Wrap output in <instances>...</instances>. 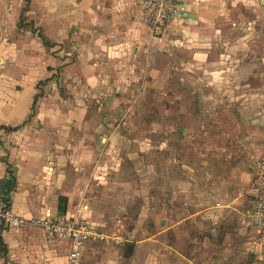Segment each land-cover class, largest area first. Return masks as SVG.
Returning a JSON list of instances; mask_svg holds the SVG:
<instances>
[{
    "label": "rangeland",
    "instance_id": "rangeland-1",
    "mask_svg": "<svg viewBox=\"0 0 264 264\" xmlns=\"http://www.w3.org/2000/svg\"><path fill=\"white\" fill-rule=\"evenodd\" d=\"M10 1L0 0V64L22 53L21 63L34 65L39 79L50 72L56 100L95 125L92 137L89 130L82 137L95 145L94 153L33 160L45 168L64 162L73 176L80 164L85 183L69 187L71 210L87 204L98 234L84 246L85 264H264V245L252 253L253 242L240 235L253 229L241 216L248 203L233 220L211 217L221 211L213 203L222 191L207 186L219 188L229 168L254 176L264 156V0H185L186 13L195 17L186 47L164 46L146 72V61L137 59L138 72L129 74L123 89L102 94L89 87L82 103L62 77L65 65L76 64L74 54L61 42H48L44 10L31 13L30 0H17L15 25ZM33 16L41 26L29 20ZM178 33L164 43L182 38ZM205 208L211 216L201 212Z\"/></svg>",
    "mask_w": 264,
    "mask_h": 264
},
{
    "label": "crops",
    "instance_id": "crops-1",
    "mask_svg": "<svg viewBox=\"0 0 264 264\" xmlns=\"http://www.w3.org/2000/svg\"><path fill=\"white\" fill-rule=\"evenodd\" d=\"M139 1L44 0L37 4L30 0L31 13L36 9L44 10L45 35L48 42L51 45L61 42L74 54L76 64L65 65L62 77L64 86L76 94L79 103L85 102L84 94L88 92L89 87L102 94L111 89H123L124 84L129 83V74L136 75L138 72L137 59L142 57L146 61L142 69L146 72L149 60L164 46L186 47L185 37L189 36V27L195 17L186 13L188 4L185 0L180 2L181 16L165 29L160 40L153 41H150L142 22ZM20 3L11 0L7 5L10 10L9 21L15 25L17 19L14 18L21 9ZM184 14L193 18L184 17ZM29 20L33 21L35 26H41L43 23L38 22L34 16ZM173 31H179L178 34L183 37L164 43ZM146 48L148 53L145 55ZM4 57L7 60H1L0 64V186L3 180H12L8 191H13L12 208L18 216L41 219L47 214L51 217L72 214L78 207L71 210L73 207L69 187L85 183V178L79 175L80 164L75 170L79 173L73 176V171L66 167L64 162L45 168L43 165H35L33 160L39 159L37 155L58 154L63 156L64 161V155L94 153L95 145L82 137L86 130H89L87 136L92 137L95 125L86 124L90 120L88 115L71 113L69 104L66 105L64 99L56 100L54 94H50L53 80L48 70L42 73L39 79L34 65L21 63V58L24 57L22 53L20 55L14 51ZM67 61L69 60L64 59L63 64ZM41 81L45 83L40 92L38 84ZM118 97L115 94L113 101L115 99L120 103L122 97ZM100 105L106 106V99L100 102ZM80 127L84 131H78ZM15 128V131H8ZM80 133H83L82 136ZM19 154L23 155L22 160L18 159ZM6 155L7 157L3 158ZM1 158L5 162H1ZM48 159L53 162L51 157ZM241 169L237 171L229 168L222 185L217 189L216 183L207 182L210 192L221 190L222 195L213 203H218L221 211H215L216 215L211 216V203L210 208L201 211L205 212L206 217L233 220L232 217L237 216L238 212H241L240 207L243 208L247 202L245 211L241 212L244 219V214L249 209V200L244 198V194L253 175ZM213 176L215 177V174ZM61 198L67 199L65 211L61 210ZM79 205L87 206L83 218L90 224L87 218L89 206L85 203ZM251 230L247 233L243 228L240 235L243 234L249 244L253 242L255 247H251V252L256 253L264 243L261 244L262 240H258L259 234ZM1 241L5 250L2 248L0 264H69L68 242L44 233L39 227L28 226L21 231H4Z\"/></svg>",
    "mask_w": 264,
    "mask_h": 264
},
{
    "label": "built area",
    "instance_id": "built-area-1",
    "mask_svg": "<svg viewBox=\"0 0 264 264\" xmlns=\"http://www.w3.org/2000/svg\"><path fill=\"white\" fill-rule=\"evenodd\" d=\"M181 0H140L138 7L150 41L160 40L165 29L181 16ZM181 43H179V46ZM148 48L144 49V54ZM13 191L0 194V255L1 235L4 231H21L28 226L39 227L44 233L61 238L69 244V264H85L83 250L88 239L98 237L95 228L84 218L86 205H80L72 214L53 217L48 214L41 219L18 216L12 208ZM249 209L244 214V223L264 235V156L257 161L252 183L248 188Z\"/></svg>",
    "mask_w": 264,
    "mask_h": 264
},
{
    "label": "water",
    "instance_id": "water-1",
    "mask_svg": "<svg viewBox=\"0 0 264 264\" xmlns=\"http://www.w3.org/2000/svg\"><path fill=\"white\" fill-rule=\"evenodd\" d=\"M262 3H264L262 1ZM184 17H190V18H193V16H189L187 14H184ZM11 185H12V180L11 179H5L1 182V186H0V194L1 195H5L6 194V191H8L10 188H11ZM60 203H62V211L66 209V204H67V199L66 198H61L60 199Z\"/></svg>",
    "mask_w": 264,
    "mask_h": 264
},
{
    "label": "trees",
    "instance_id": "trees-1",
    "mask_svg": "<svg viewBox=\"0 0 264 264\" xmlns=\"http://www.w3.org/2000/svg\"><path fill=\"white\" fill-rule=\"evenodd\" d=\"M24 1L27 2L28 0H24ZM15 130H16V128L13 129V130H12V129H11V130H8V131L10 132V131H15ZM3 250H5V249H4V246H3Z\"/></svg>",
    "mask_w": 264,
    "mask_h": 264
}]
</instances>
